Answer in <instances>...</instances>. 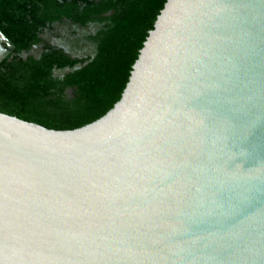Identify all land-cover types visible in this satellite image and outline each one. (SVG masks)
Wrapping results in <instances>:
<instances>
[{
    "label": "water",
    "instance_id": "water-1",
    "mask_svg": "<svg viewBox=\"0 0 264 264\" xmlns=\"http://www.w3.org/2000/svg\"><path fill=\"white\" fill-rule=\"evenodd\" d=\"M0 264H264V0H166L85 126L0 113Z\"/></svg>",
    "mask_w": 264,
    "mask_h": 264
},
{
    "label": "trees",
    "instance_id": "trees-1",
    "mask_svg": "<svg viewBox=\"0 0 264 264\" xmlns=\"http://www.w3.org/2000/svg\"><path fill=\"white\" fill-rule=\"evenodd\" d=\"M166 0H0V32L14 46L0 62V113L56 131L85 126L120 99L148 32ZM113 11L108 17L104 14ZM54 24L87 35L92 58H72L40 39ZM42 51L21 58L34 46ZM84 63H86L84 65ZM80 68L56 77V69ZM71 90L69 94L66 91Z\"/></svg>",
    "mask_w": 264,
    "mask_h": 264
},
{
    "label": "flooded vegetation",
    "instance_id": "flooded-vegetation-1",
    "mask_svg": "<svg viewBox=\"0 0 264 264\" xmlns=\"http://www.w3.org/2000/svg\"><path fill=\"white\" fill-rule=\"evenodd\" d=\"M97 26L93 25L86 29V31L73 33L75 29H71V25H57L54 27V31H43L40 35V39L50 46H55L64 49L65 52L70 53L73 56L81 57V55L92 56L94 50L93 44L89 40H85L87 35H94ZM40 49L31 50L29 55L36 56L42 51L43 43L38 44ZM28 55V56H29ZM37 57V56H36ZM26 59V58H25ZM71 90L66 91L69 94Z\"/></svg>",
    "mask_w": 264,
    "mask_h": 264
}]
</instances>
